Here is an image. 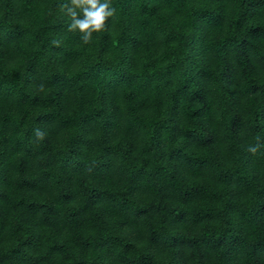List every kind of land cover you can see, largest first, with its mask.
I'll list each match as a JSON object with an SVG mask.
<instances>
[{
  "label": "trees",
  "instance_id": "trees-1",
  "mask_svg": "<svg viewBox=\"0 0 264 264\" xmlns=\"http://www.w3.org/2000/svg\"><path fill=\"white\" fill-rule=\"evenodd\" d=\"M64 4L0 0V264H264V0Z\"/></svg>",
  "mask_w": 264,
  "mask_h": 264
},
{
  "label": "clouds",
  "instance_id": "clouds-1",
  "mask_svg": "<svg viewBox=\"0 0 264 264\" xmlns=\"http://www.w3.org/2000/svg\"><path fill=\"white\" fill-rule=\"evenodd\" d=\"M70 3L71 6L61 5V9L66 10L71 17L72 22L68 25V30H79L85 44L91 42L93 32L104 30L108 18L115 13L111 0H70ZM249 150L255 152L256 147Z\"/></svg>",
  "mask_w": 264,
  "mask_h": 264
}]
</instances>
